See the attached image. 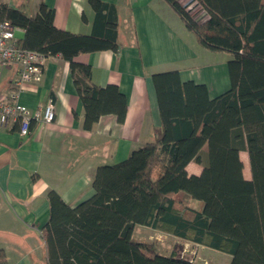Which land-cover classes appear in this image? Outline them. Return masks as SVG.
Masks as SVG:
<instances>
[{
  "label": "trees",
  "instance_id": "obj_1",
  "mask_svg": "<svg viewBox=\"0 0 264 264\" xmlns=\"http://www.w3.org/2000/svg\"><path fill=\"white\" fill-rule=\"evenodd\" d=\"M165 1L201 46L231 56L230 88L210 99L206 86L182 82L177 71L155 74L161 125L154 140L100 166L93 195L76 206L49 193L41 230L47 264H199L159 253L155 242L134 237L136 226L231 255L230 264H264V0H193L202 8L198 19L192 3ZM88 3L95 12L90 35L58 29L44 3L33 17L0 5V20L24 31L23 48L69 62L85 130L106 115L124 123L128 111L116 85L97 86L91 67L75 61L119 47L115 6ZM191 162L203 166L200 175L187 172ZM0 264H9L1 248Z\"/></svg>",
  "mask_w": 264,
  "mask_h": 264
},
{
  "label": "crops",
  "instance_id": "obj_2",
  "mask_svg": "<svg viewBox=\"0 0 264 264\" xmlns=\"http://www.w3.org/2000/svg\"><path fill=\"white\" fill-rule=\"evenodd\" d=\"M102 1L116 8L118 50L81 54L75 61L91 67L97 86L120 89L128 102L126 120L119 123L116 116L106 115L85 130V110L69 62L59 55L46 58L41 82L26 86L19 102L34 111L52 101L55 120L34 122L27 137L20 135L18 123L0 128V248L9 264H47L41 230L50 218L51 191L74 207L93 195L100 166L119 163L154 140L161 125L155 74L177 71L182 82L206 86L210 99L230 88L231 56L201 46L165 0ZM0 2L30 17L44 3L55 10L58 29L82 35L94 29L95 12L88 0ZM17 33L20 40L24 31ZM17 71V65L0 66V95L11 88ZM240 157L250 180L248 154L242 151ZM202 171L196 162L187 166L190 175Z\"/></svg>",
  "mask_w": 264,
  "mask_h": 264
},
{
  "label": "built area",
  "instance_id": "obj_3",
  "mask_svg": "<svg viewBox=\"0 0 264 264\" xmlns=\"http://www.w3.org/2000/svg\"><path fill=\"white\" fill-rule=\"evenodd\" d=\"M18 31L19 28L10 22L0 20V66H18L11 88L7 93L0 95V128L18 123L20 135L27 137L34 122H53L55 109L52 101H49L44 109L34 111L19 102L20 94L26 86L41 82L46 57L23 48L16 36Z\"/></svg>",
  "mask_w": 264,
  "mask_h": 264
},
{
  "label": "rangeland",
  "instance_id": "obj_4",
  "mask_svg": "<svg viewBox=\"0 0 264 264\" xmlns=\"http://www.w3.org/2000/svg\"><path fill=\"white\" fill-rule=\"evenodd\" d=\"M185 3H192L190 6L193 16L198 19L202 15V8L195 4L193 0H182ZM20 33L16 36L19 38ZM191 203V202H190ZM195 206H198L197 201H193ZM134 237L146 242H155L159 253L164 255H175L176 257H183L199 264H230L232 257L220 251L205 248L203 246L194 245L192 243H185L163 234L159 231H152L143 226H136L134 230Z\"/></svg>",
  "mask_w": 264,
  "mask_h": 264
}]
</instances>
